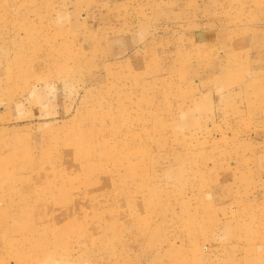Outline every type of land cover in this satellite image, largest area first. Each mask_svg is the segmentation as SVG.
I'll use <instances>...</instances> for the list:
<instances>
[{"label": "rangeland", "instance_id": "1", "mask_svg": "<svg viewBox=\"0 0 264 264\" xmlns=\"http://www.w3.org/2000/svg\"><path fill=\"white\" fill-rule=\"evenodd\" d=\"M0 264H264V0H0Z\"/></svg>", "mask_w": 264, "mask_h": 264}, {"label": "crops", "instance_id": "2", "mask_svg": "<svg viewBox=\"0 0 264 264\" xmlns=\"http://www.w3.org/2000/svg\"><path fill=\"white\" fill-rule=\"evenodd\" d=\"M223 31H224V30H223ZM220 35H221V34H220ZM215 36H216V38H215ZM212 39H214L215 41L218 40V39H219V40H220V39H223V35H222V36H218L217 33L214 32V34H213V38H212ZM214 40H212V41H214ZM223 41H224V40H222L221 42H223Z\"/></svg>", "mask_w": 264, "mask_h": 264}]
</instances>
